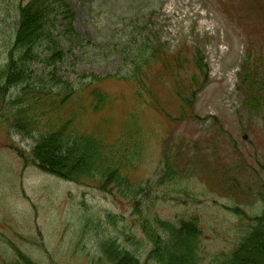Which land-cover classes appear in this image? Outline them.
<instances>
[{
    "label": "rangeland",
    "instance_id": "rangeland-1",
    "mask_svg": "<svg viewBox=\"0 0 264 264\" xmlns=\"http://www.w3.org/2000/svg\"><path fill=\"white\" fill-rule=\"evenodd\" d=\"M11 2L0 0V61ZM66 2L69 29L80 40L68 46L53 77L34 66L41 92L55 95L62 84L75 89L98 78L107 99L99 111L89 108L92 98L85 92L60 107V115L74 121L70 133L98 132L108 144L138 131L141 141L135 142L139 148L129 175L144 192L103 189L93 180L68 182L26 165L20 156L32 158L40 135L16 132L10 126L16 117L7 109L1 114L0 105V264H18L17 251L34 264H131L128 252L144 263L150 244L140 224L155 217L175 225L197 218L202 264L228 253L250 225L233 210L264 216V95L260 103L244 106L238 78L248 62L258 65L264 78V0ZM63 17L58 16L62 23ZM133 31L138 34L130 40ZM135 45L157 52L159 61L140 98L137 83L129 80ZM193 80L201 88L183 118L177 94L189 92ZM144 93L150 97L146 105ZM48 111L31 110L24 118L37 120ZM164 159L173 161L181 181L160 182ZM257 247L254 241L243 254Z\"/></svg>",
    "mask_w": 264,
    "mask_h": 264
},
{
    "label": "trees",
    "instance_id": "trees-1",
    "mask_svg": "<svg viewBox=\"0 0 264 264\" xmlns=\"http://www.w3.org/2000/svg\"><path fill=\"white\" fill-rule=\"evenodd\" d=\"M11 3L3 19L6 21L8 18L12 23H9L7 35L3 39L4 57L0 61L1 114L5 109L14 114L16 120L12 121L10 126L16 132L27 135L38 132L40 135L32 150V158L24 153L19 155L23 162L64 181L77 184L100 181L103 189L125 186L131 193L142 191V194L143 188L138 184L132 185L129 175V169L135 166L136 151L139 148L136 143L141 141L138 131L128 130L121 139L108 144L98 132L88 135L70 133L68 128L74 121L71 118L64 120L60 115V107L74 96L83 95L85 92L92 98L89 108L93 112L99 111V106L105 105L107 99L96 84L99 82L98 78L92 76L87 83L81 81L75 89L62 84L63 87L55 95L50 91L41 92L43 81L35 74L34 66H43L48 70L47 74L53 77L55 65L64 61L68 46L73 47L80 40V36L69 29L71 22L67 21L71 19V14L66 0H13ZM59 15H63L66 22L58 20ZM129 33L130 40L131 36L138 34L136 31ZM138 47L134 46L133 58L129 59V65H132L129 80L137 83L136 94L140 98V91H147L151 72L159 61L157 52ZM257 66L248 62L241 67L242 75H238L242 90L240 93L246 107L260 103L261 96L264 95V78ZM196 68L201 81L205 82L207 73L202 72L201 62L197 63ZM194 84L193 80L189 92L182 91L177 94L182 106L180 117L187 118L186 114L193 110V101L201 88H198L199 84ZM192 89L197 90L189 95ZM27 97L31 99L27 101ZM78 101L79 109L84 108L80 99ZM149 101L150 97H146L144 93L143 104L146 105ZM46 107L49 111L43 116H37L39 119L24 118L28 111L43 110ZM39 126L41 130L38 129ZM161 165V183H176L182 180V175L176 172L173 161L164 159ZM260 199L264 205V183ZM136 204L140 206L139 202ZM233 213L244 216V219L250 221V225L231 251L217 255L208 264H264V216L250 218L240 209L233 210ZM146 219L148 221L143 219L140 229L150 244V250L144 263L128 252V261L131 264H202L199 252L203 233L197 218L180 222L179 225L157 217ZM254 241L258 247L243 254L247 246ZM112 244L105 249L107 252L112 248ZM107 252H104V255ZM250 255L256 258H251ZM17 258L18 264H34L18 251Z\"/></svg>",
    "mask_w": 264,
    "mask_h": 264
}]
</instances>
